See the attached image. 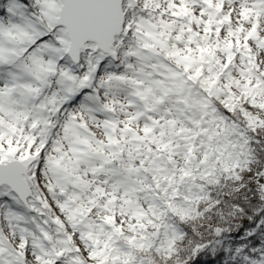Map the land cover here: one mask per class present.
<instances>
[{"label":"snow or ice","instance_id":"6c2138e0","mask_svg":"<svg viewBox=\"0 0 264 264\" xmlns=\"http://www.w3.org/2000/svg\"><path fill=\"white\" fill-rule=\"evenodd\" d=\"M0 264H264V0H0Z\"/></svg>","mask_w":264,"mask_h":264}]
</instances>
